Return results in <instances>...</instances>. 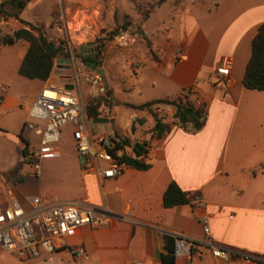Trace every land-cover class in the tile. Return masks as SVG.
Wrapping results in <instances>:
<instances>
[{
    "label": "crops",
    "instance_id": "1",
    "mask_svg": "<svg viewBox=\"0 0 264 264\" xmlns=\"http://www.w3.org/2000/svg\"><path fill=\"white\" fill-rule=\"evenodd\" d=\"M126 1L31 0L19 18L41 26L47 38L56 41L53 36H66L60 20L67 24L83 20L97 31L98 27L130 19L123 8ZM164 5L166 10L156 24L150 25V18ZM152 10L142 23L139 15L140 25L136 29L139 41L130 44L125 53L131 56V50L136 49L137 58L142 60L132 70L142 87L139 90L147 93L145 102L180 97L196 108L201 103L205 120L197 130L173 124L161 134L145 132L141 126L138 129L134 121L112 127L110 122L116 114L112 91L107 85L111 118L100 121L89 117L91 132L110 143L125 137L146 141L148 148L143 160L148 167L142 170L123 166L117 176L103 179L99 173L85 171L77 163L72 147L69 176L57 189L49 187L48 194L58 190L66 193L65 197L54 201H82L107 212L101 215L97 226L80 227L67 237L68 247L81 245L84 251L83 255L69 252L71 258L76 264H187L185 258L173 257L169 261L166 245L172 242H166V237L181 232L201 240L204 238L201 218L205 215L212 242L252 258L223 260L197 244L192 248L190 264H264V91L242 85L251 39L264 21V0H166ZM26 11L32 12L30 18L22 16ZM0 25L22 26L14 18H0ZM18 41L6 46L12 48ZM21 41L23 46L16 52L20 62L27 48V43ZM75 43L71 39L69 49L80 51ZM227 59L229 85L216 72ZM66 68V58L56 59L49 78L37 80L31 100L54 75L57 78L67 72ZM9 87L0 88V133L7 125L5 116L20 107L19 94L15 89L8 90ZM158 106L173 115L174 106L153 107L158 110ZM152 121L148 128L154 124L153 117ZM125 150L131 152L129 147ZM61 156L58 150L56 158L44 163ZM170 182L187 192L191 201L163 207L162 195ZM11 183L0 177V195L11 192L21 201L29 197L17 196ZM66 252L58 251L55 260L61 262L57 256Z\"/></svg>",
    "mask_w": 264,
    "mask_h": 264
},
{
    "label": "built area",
    "instance_id": "2",
    "mask_svg": "<svg viewBox=\"0 0 264 264\" xmlns=\"http://www.w3.org/2000/svg\"><path fill=\"white\" fill-rule=\"evenodd\" d=\"M2 1L4 0H0V3ZM64 29L66 40L70 37L67 23ZM138 40V35L129 28L120 29L112 36L114 43L123 46ZM53 42L59 44L62 41ZM66 44L69 46L68 39ZM65 48L67 49L66 46ZM69 55L66 58L67 72L43 86L33 100L29 116L36 122L29 121L26 127L32 130L35 142L28 144V153L21 156L22 163L32 170L35 177L40 176L41 164L58 156L56 144L61 139V129L71 125L73 149L77 156L84 157L82 168L88 172L99 173L103 179L113 178L120 174L123 165L106 150L111 144L109 139L94 137L86 113L88 103L93 102L96 105L95 118L100 121L110 120L107 84L98 71L87 65V61L71 53ZM229 61L225 60L216 71L225 85L231 84ZM66 84L72 87L66 88ZM1 99L2 94L0 102ZM197 107L201 108V103ZM116 155L120 156L121 151L116 152ZM100 163L105 165L100 166ZM104 212L107 210L82 201H54L40 195L25 197L21 201L11 192H7L0 195V250L14 255L19 264L52 263L55 254L60 250H66L72 255H83L81 245L68 247L66 239L80 227L97 226ZM201 223L204 235L201 240L181 232L171 233L174 258H185L187 264H190L192 248L197 244L208 248L214 257L223 260L252 258L212 242L205 215L202 216Z\"/></svg>",
    "mask_w": 264,
    "mask_h": 264
},
{
    "label": "rangeland",
    "instance_id": "3",
    "mask_svg": "<svg viewBox=\"0 0 264 264\" xmlns=\"http://www.w3.org/2000/svg\"><path fill=\"white\" fill-rule=\"evenodd\" d=\"M136 1L139 3L141 10H146L153 6L157 0ZM174 1L178 2L179 0ZM126 2L127 3H125L123 8L131 20L125 18L122 23H116L103 28L98 27L96 28L97 31H94L92 26L86 25L83 20L67 24V31L70 32V37L68 36L67 38L68 41H71V39L75 40L76 43L74 45H79L80 48H82L81 51H77L75 48L70 50L68 44H66V36L60 38L55 35L53 36V39L62 41L64 47H67L68 53H71L79 58L76 53L79 52L83 54V52L86 51L88 43L91 44L89 49L93 52L95 44H92V42L95 41L96 37L104 35V47L97 54V59L99 61L98 67H101V64L103 63V78L112 91L113 113H115L116 116L113 121L110 122V125L117 128L121 127L124 123L129 124L131 121H134V126L138 129L141 126L145 132H150L148 125L153 122L152 116L147 111L134 107L147 100L144 97L146 96L144 94L147 93L139 90L142 87L138 86L139 84H137L136 75L132 71L134 68H137L140 64H142V60L141 58H137V53H135L136 49L131 50V56H127L125 53L129 51V45H118L112 41L111 37L106 35V32L116 29L115 33H117L118 30L124 28H130L133 33H138L136 29H138L140 25L139 22H137L140 14L137 12L131 1L127 0ZM54 9L56 12L59 11L57 4L54 5ZM165 10V5L162 6V8L157 9L156 14H153L150 18L149 24H156L159 19V15L163 14ZM152 11L153 10L151 9L150 13ZM31 15V11H26L22 16L24 18H30ZM60 21H62L65 25V21ZM140 22L142 23L144 21L140 20ZM122 25H124V27H122ZM0 26H2V28L0 27V34L4 31H12L15 29L7 25ZM8 46L0 45V88H5L7 90V87L10 86L8 90L15 89L16 93L20 96V107L5 116L7 125L4 127L2 133H0V177L13 181L10 185L15 193H17V196H33L39 194L46 197L47 200H53L54 198L61 199L62 195H64V198L66 193L58 192V190H55L54 192L51 191V195L48 193L49 187L57 189L71 172H69V168L73 163L70 157L73 147L72 126L66 125L61 129V141L56 144L58 150L61 152V158L50 162H43L41 164L40 176L35 177L32 174V170L22 163L20 151L23 145L21 138L27 141L28 144H33L35 142V136L33 135L32 130L26 127V123L29 121H35L29 116V110L34 100H31V96L35 92V85L38 82L37 80L24 78L18 73L20 58L16 57V52L18 49L22 48L23 42L19 40L14 47L11 48ZM137 46L138 43L133 45V47ZM127 61L129 62V65L127 64ZM55 79L56 77L54 75L51 82ZM156 109L157 108L154 110L155 114L163 123L168 124L170 127L173 124H176L175 118L166 110V108L158 106V110ZM138 132H140V130H138ZM18 134L21 135V138ZM34 149L35 151L37 150L35 146ZM77 163L83 165L84 157L77 156ZM20 179L21 181H19ZM58 258H61L62 261L59 262L58 260H55L49 264H76L75 261L72 260L69 252L58 255L57 259ZM0 264L19 263L14 255L0 250ZM34 264L46 263L35 262Z\"/></svg>",
    "mask_w": 264,
    "mask_h": 264
},
{
    "label": "trees",
    "instance_id": "4",
    "mask_svg": "<svg viewBox=\"0 0 264 264\" xmlns=\"http://www.w3.org/2000/svg\"><path fill=\"white\" fill-rule=\"evenodd\" d=\"M31 0H4L0 3V18L7 20L8 18H14L19 20L22 24L21 27L15 28L12 31H4L0 34V45H12L18 40H23L27 43V48L22 56L18 73L29 80H41L46 81L53 69L54 63L58 58H67L69 53L64 47L63 43L56 44L49 40L45 33L42 31V27L33 24L31 22L22 20L19 18V14L26 7L27 3ZM166 0H157L153 6L149 9L141 10L139 3L136 0H132L135 9L141 15V20L148 18L151 9L161 4ZM124 27V25H122ZM116 29L106 32L108 37L115 34ZM103 36V37H102ZM96 37L92 44L93 52L84 51L82 53H76L83 61L94 60L98 61L97 54L104 47L103 39L104 35ZM242 85L251 90L264 91V21L258 26L256 33L250 42V56L247 61L243 76ZM165 104L174 106L173 117L176 119V124L180 127H189L192 130L199 129L205 120V111L201 108H196L193 104L182 101L180 97L174 99L159 98L147 101L140 105L134 106L140 110L147 111L154 120L153 126L150 128V132L161 134L169 131L170 126L163 123L155 114V108L153 106ZM96 105L90 102L86 107V113L89 117H95ZM21 138V135L18 134ZM23 145L21 147V156L28 153V143L21 138ZM106 150L115 158V160L123 166H128L136 169H146L148 164L144 162L148 148L146 141H133L130 138H121L119 141H112ZM130 148L128 153L125 148ZM121 151V155L117 156L116 152ZM191 201L189 194L174 183L170 182L162 195V205L165 208L173 207L175 205L188 203ZM166 242H172V245H166V250L170 254L169 261L173 259V239L172 237H166ZM165 261V257L163 258Z\"/></svg>",
    "mask_w": 264,
    "mask_h": 264
},
{
    "label": "water",
    "instance_id": "5",
    "mask_svg": "<svg viewBox=\"0 0 264 264\" xmlns=\"http://www.w3.org/2000/svg\"><path fill=\"white\" fill-rule=\"evenodd\" d=\"M90 45H91V44L88 43V45H87V47H86V51H87V52H90V49H89ZM81 50H82V48H80V51H81ZM87 65H88L90 68L95 69L96 71H98V72L102 75V77H103L104 70H103L102 68L98 67V62H97V61L89 60V61H87ZM65 87H66V88H71L72 85H70V84H66Z\"/></svg>",
    "mask_w": 264,
    "mask_h": 264
}]
</instances>
